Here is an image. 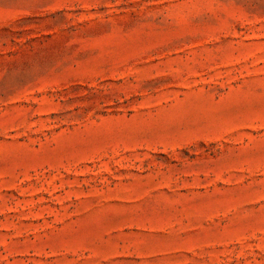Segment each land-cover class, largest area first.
<instances>
[{
	"label": "rangeland",
	"instance_id": "rangeland-1",
	"mask_svg": "<svg viewBox=\"0 0 264 264\" xmlns=\"http://www.w3.org/2000/svg\"><path fill=\"white\" fill-rule=\"evenodd\" d=\"M0 264H264V0H0Z\"/></svg>",
	"mask_w": 264,
	"mask_h": 264
}]
</instances>
